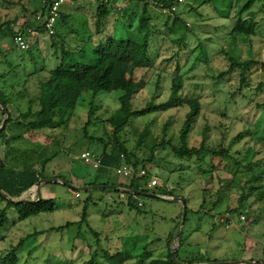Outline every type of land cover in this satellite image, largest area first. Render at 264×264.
Wrapping results in <instances>:
<instances>
[{
    "label": "rangeland",
    "instance_id": "1",
    "mask_svg": "<svg viewBox=\"0 0 264 264\" xmlns=\"http://www.w3.org/2000/svg\"><path fill=\"white\" fill-rule=\"evenodd\" d=\"M47 1L0 0V73L6 74L0 84L18 104V109L10 107L13 115L27 111L29 98L35 101L32 109L39 108V83L59 62L53 38L60 51L63 43L73 47L84 41L87 29L94 42L112 34L126 37L127 28L137 24L145 3L111 0L110 15L99 30L95 15L99 3H68L62 8L66 21L61 18L54 37L41 34L31 55L16 46L10 26L33 21ZM148 1L153 23L150 58L147 68L136 70L143 82L132 98L133 109L167 101L174 77L181 75L184 99L197 98L201 103L187 145L200 147L203 142L228 155L182 157L174 153L172 146L181 145V128L190 109L186 103L132 117L119 131V143L139 165L137 169L144 167L159 184L149 188L148 179L140 180L139 190L152 195H139L141 207L133 199L129 205L127 193L121 197L116 188L90 185H128L131 179L116 173L121 163L118 158L108 157L109 162L100 168L81 159L83 151L101 157L116 147L108 119L120 106L121 91L99 92L86 130L91 96L85 91L64 124L28 134L29 142L47 145L44 160L55 155L43 169L44 177H61L63 182H48L55 194L53 212L30 216L23 222L8 213L0 227V260L21 239L18 264H81L94 251L131 255L133 260L125 264L168 258L184 215V204L174 198H181L187 207L177 240L181 262L264 261V0H255L242 13L245 19L256 22L251 36L234 31L238 15L250 0H187L179 6L178 14L162 3ZM176 16L180 19L175 29ZM32 56L41 72H35ZM230 58L251 61L244 77L240 67L227 71ZM28 140L25 144L33 146ZM11 145L20 149L21 144L12 140ZM76 189L80 198L75 197ZM170 193L174 198L165 195ZM226 212L229 221L224 219ZM240 213L245 214V220H240ZM68 222L72 224L67 227ZM52 227L61 228L49 229Z\"/></svg>",
    "mask_w": 264,
    "mask_h": 264
},
{
    "label": "trees",
    "instance_id": "2",
    "mask_svg": "<svg viewBox=\"0 0 264 264\" xmlns=\"http://www.w3.org/2000/svg\"><path fill=\"white\" fill-rule=\"evenodd\" d=\"M144 1L145 3L138 22L135 26H130L127 28L128 35L126 37L115 36L112 34L108 35L107 37L98 38L97 42H94V35L90 32V30L87 29V33H89L88 37L85 38L84 35H82L84 41H81V43L76 42V45L73 47L66 46V44L63 43L61 44L60 51L57 49V41H55L53 38L52 46L56 48L54 54L59 55V62L55 68L49 70L48 77L42 79L39 83V108L37 110L32 109V105L35 104V101L31 99L27 111H25L23 114V121H18V124L25 126L28 130L42 129L47 127L55 128L57 126L60 127L67 119L71 117L72 112L77 107L81 95L85 91H89L91 97L89 99V119L85 125L86 130L91 125L90 118L95 110V98L99 92H111L119 90L121 91L119 96L120 106L108 119V122L113 129V136L117 142V145L112 150V153H105L100 157L101 165L107 164L109 162L107 160L108 157H115L121 161V163L116 166L119 167L123 162L121 158V154L123 153L125 155V161L132 165L136 170L139 165L130 159L126 149L121 143H119V131H121L128 123H130L132 117L134 116H142L152 112L167 110L176 106H180L184 103L188 104L190 109L186 114V118L181 128V145L178 147L172 146L174 153L182 157H191L193 155H202L205 153L224 156L228 155L225 150H212L205 146L203 142L200 147H189L187 145V139L192 129L193 122L200 113L201 103L197 98L189 97L184 99L181 93L183 87V78L181 75L174 77L171 87V94L167 101L159 104L149 103L142 109H133L132 98L136 90L143 82V80L137 78L136 70L145 67L147 68L149 65V50L151 45V37L153 34V23L148 14L149 1ZM151 1H154L156 4L162 3V7L169 8L171 4L175 2V0H169L168 3L163 0L162 2L161 0ZM49 2L50 0L47 1L46 5L41 11H46ZM254 2L255 0H250L249 5H245L241 10L240 15H238L234 24V31L237 34L251 36L255 33L256 22L254 20H248L242 17V13L248 10ZM97 3L99 4L96 8L95 15L96 25L99 30L104 26V22L110 15L109 4L111 3V0L108 3ZM171 13L178 14V11ZM62 17L66 21L67 17L63 14V10L61 12L60 20ZM179 19V16L175 17V29L176 22ZM251 21H253L252 25L250 24ZM247 22H249L250 25H247ZM13 24L10 26V32L14 36ZM2 28L3 27H0V29ZM41 31L44 32L43 29H41ZM55 35H52L51 37H54ZM32 46L25 50L31 55ZM32 60L35 64V72H41L37 67L38 64L36 63L34 56H32ZM230 60V66L227 71L232 70L234 67H240L242 77H244L245 72L248 70L251 64V61H236L233 58H230ZM8 64H11V62L9 61ZM222 74L224 73H221V75ZM5 76V73H0V77L4 80ZM10 101L11 98L6 92V87L3 84H0V109L2 110L4 117L8 112V105ZM2 105L6 109H4ZM27 117H31V121H26ZM3 119H1L0 125ZM12 120L13 118L9 115L6 125L0 130L1 139L4 140L6 138V126ZM100 142H102V140H100ZM12 150L16 153V155H18V159L24 163V170L21 173H16L14 170L7 169L0 158V192H3V194H0V196L6 198L7 196L10 197L7 198V207L2 209L0 212V227H2L4 222H6L8 219L7 209L9 207H15L19 214L20 220L26 219L31 215H35L40 212L54 210V202L52 199L46 200L41 198L38 201H28L24 199L14 200L13 198L20 197L24 191L34 186L42 178V176H44L41 173L42 166H45L55 155H52L49 159L46 158L44 160L42 158V154L44 153H42L40 146L34 147L30 153H27V150H21L17 147L12 148ZM40 162V167L36 168L35 166ZM142 179H145V177H137L134 175L128 185H112V187L116 188L115 190L127 193L129 195L128 204L132 205V192L136 189H140L138 184ZM145 181L147 183V180ZM101 184L109 185L110 183L105 182ZM90 185H97V182H93ZM165 195H168L169 197L174 196L172 193ZM86 208L87 205L84 206L83 217L86 215ZM71 224L72 223L68 222L65 226L68 227ZM60 228L61 227H56L55 229ZM23 242L24 239H21L20 242H18L6 255H4L0 260V264H18V250L23 245ZM131 259H133L131 255H124L123 253H108L100 255L98 251H94L91 257L81 264H125V262ZM149 264H175V262L172 259L170 250L168 258L153 259ZM259 264H264V261L259 262Z\"/></svg>",
    "mask_w": 264,
    "mask_h": 264
},
{
    "label": "built area",
    "instance_id": "3",
    "mask_svg": "<svg viewBox=\"0 0 264 264\" xmlns=\"http://www.w3.org/2000/svg\"><path fill=\"white\" fill-rule=\"evenodd\" d=\"M77 1L108 3L110 0H50L46 11L44 10L38 12L33 18V21L13 28V40L16 46L22 50L29 49L35 43L37 37L42 33L41 29H43L44 33L49 36L55 35V33L57 32V24L60 21L63 6L68 3H75ZM186 2L187 0H175V2L171 4L169 11L177 12L179 6ZM121 158L123 160L122 164L119 167H116V173L119 176L128 179H131L134 175H136L137 177L144 176L148 179L147 186L149 188H154L159 184V179L155 176H150L149 172L145 168L135 170L132 165L128 164L125 161V155L123 153L121 154ZM81 159H83L84 162L92 165L94 168H99L101 166V158L96 153H93L91 151H83L81 153ZM132 193L133 194L131 199L137 201V205L139 207L143 206V203L139 200V194L135 193L134 191ZM124 195V192H121V197H123ZM80 196V191H75V197L79 198ZM228 214L229 212H226V217H224V219L227 221L230 220ZM239 218L241 221H243L246 219V216L245 214L240 213Z\"/></svg>",
    "mask_w": 264,
    "mask_h": 264
},
{
    "label": "crops",
    "instance_id": "4",
    "mask_svg": "<svg viewBox=\"0 0 264 264\" xmlns=\"http://www.w3.org/2000/svg\"><path fill=\"white\" fill-rule=\"evenodd\" d=\"M41 34H46V33L42 32ZM39 37L40 36H38L37 39ZM11 66L12 65H10V67ZM0 79H1V77H0ZM30 100H31V98H29L28 101H27L28 102V107L30 105ZM11 106L12 107H15L16 109H18V104L16 102H14V101L11 100L10 103H9V105H8L9 108H8V112L5 115V118H8L9 115H10L13 118V120L11 122H9L7 124V126H6V134H7L6 135V138L4 140L0 138V158L2 159V161L5 164V166H6L7 169L14 170V171H16V173H21L24 170V163L21 160L18 159V155H16V153L12 150V148H14V147H13V145H11V141L13 140L15 142H19L21 144L20 145V149L21 150H27L26 152L27 153H30V151H32L34 147L39 146V144L38 143H35L34 144V142H32V141L29 142V140H28V134H30V133L31 134L33 133L34 134V133L43 131V130H45V128L35 129V130H32V129L30 130L29 129L28 130L25 126L18 124V121H23V119H24L23 114L25 112H18V114L13 115V114H11V109H10ZM3 117H4V115L2 113V110L0 109V121H1V119ZM47 130H49L48 127H47ZM26 140H28L29 144H31V142H32L33 143V146L30 147L27 144H25V142L27 143ZM5 145H7L8 147H6ZM40 147L42 149V153L45 154L48 151L47 145H43V146H40ZM45 148H46V150H45ZM48 163L46 165H48ZM40 165H41V162L39 164H37L35 167L36 168H39ZM46 165L45 166H42V170H41V173L42 174H43V169H45ZM42 178H45V177L42 176ZM55 178L58 179L59 181L58 182H54V183H61L62 179L60 177H55ZM44 184L45 185H43V183H42L39 187H37L36 184H35L30 189L24 191L20 195V197L13 198V199L14 200H20V199L23 200L24 199V200H28V201H38L41 198L46 199V200L47 199H52L54 197V195H55L54 192H52V190L49 188V185H48L49 183H44ZM95 186H94V188H95ZM98 188H101V187H98ZM7 198H10V197L7 196ZM7 198L6 197H3V196H0V200H1L0 201L1 202L0 212H1L2 209H4V208L7 207ZM53 211L54 210L48 211V212H40L38 214L51 213ZM9 212L14 213L17 216L16 219L17 220H20L19 219V214L16 211L15 207H9L7 209V216H8V213ZM35 215H37V214H35ZM35 215H31V216H35ZM28 218L22 219L21 222L27 220ZM52 228L55 229L56 227H52ZM52 228H49V229H52ZM175 241L176 240H174L173 242H171V244H170L171 245L170 246L171 248L173 247ZM179 249H180V245L178 247V251H179ZM206 262H208V260L197 259L196 261H193V263H190L189 261L187 263L188 264H210V263H206Z\"/></svg>",
    "mask_w": 264,
    "mask_h": 264
},
{
    "label": "water",
    "instance_id": "5",
    "mask_svg": "<svg viewBox=\"0 0 264 264\" xmlns=\"http://www.w3.org/2000/svg\"><path fill=\"white\" fill-rule=\"evenodd\" d=\"M2 107L4 108V109H6L3 105H2ZM6 122H7V118H5L3 121H2V124H1V126H0V130L6 125ZM0 166H1V163H0ZM59 180L58 179H56V178H52V179H47V178H43V179H40L37 183H36V186L37 187H39L42 183H48V182H58ZM63 182V181H62ZM95 187H101V188H110V187H112V186H107V185H97V186H95ZM134 192L135 193H137V194H148V193H146V192H144V191H142V190H139V189H136V190H134ZM148 195H152V194H148ZM171 198H174V197H171ZM174 199H178V200H181L182 201V203L184 204V208H183V211H184V215H183V219H182V223H181V226H180V228H179V230H178V233H177V236H176V241H175V243H174V245H173V247L171 248V256H172V259H173V261L175 262V264H188V263H183V262H181L179 259H178V257H177V251H178V247H179V244H178V242H177V239H178V237H179V235H180V233H181V231H182V227H183V224H184V222H185V217H186V212H187V207H186V202H185V200L184 199H181V198H174ZM244 263H246V264H255V262L254 261H245ZM210 264H226V263H222V262H213V263H210Z\"/></svg>",
    "mask_w": 264,
    "mask_h": 264
}]
</instances>
